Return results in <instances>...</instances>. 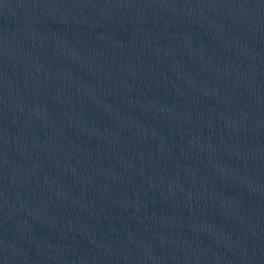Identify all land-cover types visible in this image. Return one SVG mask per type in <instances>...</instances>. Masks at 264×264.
I'll return each instance as SVG.
<instances>
[{
	"label": "water",
	"instance_id": "95a60500",
	"mask_svg": "<svg viewBox=\"0 0 264 264\" xmlns=\"http://www.w3.org/2000/svg\"><path fill=\"white\" fill-rule=\"evenodd\" d=\"M0 264H264V0H0Z\"/></svg>",
	"mask_w": 264,
	"mask_h": 264
}]
</instances>
